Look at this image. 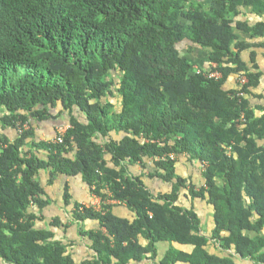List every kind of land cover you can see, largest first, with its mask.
Returning a JSON list of instances; mask_svg holds the SVG:
<instances>
[{
  "label": "trees",
  "instance_id": "1",
  "mask_svg": "<svg viewBox=\"0 0 264 264\" xmlns=\"http://www.w3.org/2000/svg\"><path fill=\"white\" fill-rule=\"evenodd\" d=\"M245 6L264 14V0H0L3 262L76 264L29 211L48 204L38 177L46 170L48 183L80 175L100 198L98 209L74 203L76 221L99 224L79 232L92 250L79 264H138L156 256L159 242L191 246H170L161 264H264V95L254 92L260 73L242 60L251 45L229 16ZM235 28L264 36V22ZM183 42L207 50L210 70L191 72ZM250 60L256 68L254 52ZM233 74L247 81L225 89ZM23 123L29 127L11 140L7 131L16 134ZM42 123L66 129L39 139ZM169 154L175 159H161ZM183 154L207 165L199 186L175 174ZM134 164L148 168L150 183L129 170ZM154 178L169 191H153ZM182 188L211 205L210 234L193 208L177 204ZM69 198L65 185L66 204ZM113 202L134 218L115 215ZM50 224L63 225L59 218Z\"/></svg>",
  "mask_w": 264,
  "mask_h": 264
},
{
  "label": "crops",
  "instance_id": "2",
  "mask_svg": "<svg viewBox=\"0 0 264 264\" xmlns=\"http://www.w3.org/2000/svg\"><path fill=\"white\" fill-rule=\"evenodd\" d=\"M246 7H248V6L240 7L239 8V14L237 16L241 15L242 19L248 25H253L257 22H264V14H257L256 12H253L251 10V7H248L250 9H247ZM238 32L236 31V34H237L239 40H243L244 42L249 43L251 45L248 49H246L245 51L242 52V55H241L242 60L248 66L252 67L255 71H258L260 73L259 84L256 87V89H254V92L256 94L264 95V36L252 38L247 33H242L241 31H238ZM185 43L186 42H183L180 44V46H178V49L180 50L182 55H185L182 52V47H183V45H185ZM191 48H192L193 54H196L199 51L203 52L205 50L204 48H201L200 46H197V45H192ZM205 51L207 52V50H205ZM251 52H254V54H255V62L257 65L256 68L253 67L252 61L250 60V53ZM204 55H205V53H204ZM206 62H207V60H206ZM208 65H209V63H206L207 67H208ZM209 68H210V65H209ZM200 71H206V70H200ZM200 71L196 70V72H200ZM237 82H238V74L230 75L224 84V88L225 89H236V88H238ZM254 112L256 115L259 114V111H257V110H254ZM111 134L116 135L113 133H111ZM184 158H185V156L182 155L180 159H184ZM145 160H146V158H145ZM148 160L150 161V164H147V167L153 168V160L150 158H148ZM179 160L175 163V174L179 175L185 179L187 177H190V179L192 181V182L189 181L190 183L195 184L196 180H198V182L201 183L200 171L197 170L196 168H194V166L191 164V162L188 163L187 165H183L184 161L181 160L179 162ZM177 164H178V166H177ZM147 167L145 169L139 164H134V165L129 166V170L133 174L140 175L145 182L150 183L151 180L147 179V173L149 171ZM194 169H195V171H194ZM38 177H39L40 185L43 187V189L45 191V193L42 195V198L47 200L48 204L44 208H42L41 210L36 205L30 206V208H29L30 212L35 213L37 216H40V215L42 216L41 219L35 221L36 227L49 229V230H52L54 233H56L58 231L56 228H63V231H65V229L68 226H70L71 224H76V225H78V224L82 225L83 224V225H85V228H84L85 230L98 228V225H99L98 222L96 220H90V219H86V220L79 221V222L74 219L75 222L72 221L73 223L70 222L67 225L65 224L66 226L64 225V223L66 221L65 219L68 215L67 211H69V215H70V213L72 215L74 203L77 202V203L85 204L87 206L91 204L96 209H98V207L101 205L100 198L95 196V195H92L90 193L88 185L82 180L80 175L67 177V178H57V179L53 180L52 183H48V171L40 170ZM153 180H155L157 183L155 186H153V185L151 186L153 191H162V192H168L169 191V188L165 183L160 182L156 178H154ZM65 185H67L68 194L70 195L68 204H66L64 202V199H63L64 191H65ZM200 203H205V204L209 205V207H211V205L208 204L206 202V200H199L196 198L191 199V197L188 195L187 190L185 188L181 189L180 195H179L178 200H177V204L184 206L186 208H193L194 211L197 212L199 218L201 219L200 214L198 213V211H200V209L198 208V204H200ZM113 204H115V205L112 208V211L115 215H117L119 217L128 218L130 220H132L134 218V213L131 212L129 209H127L124 205L118 204L116 202H113ZM53 208H57V209L61 210L62 211L61 213L64 215L61 216V214L54 213L51 216L50 211ZM210 213H211V215H210L208 221L206 220V222H207L206 228L202 227V231H204L206 234H210L211 230L214 227L212 207H211ZM48 216L52 217L50 221L48 220ZM54 218H59L63 225L52 226L50 223H51L52 219H54ZM201 222H203V221L201 220ZM84 238H86L87 241L90 242V244H91V241L86 236H84ZM141 242H143L144 244L146 243V241L144 239H141ZM170 246L175 247V248L180 249V250H186V251H189L191 249V246L181 245V244H178L175 242H159V243H156V255L159 254V252L161 250L165 251V250L169 249ZM89 248H90V246H89ZM164 253L165 252H163V255H164ZM91 256H92V250H91ZM146 261H149V260H146ZM236 262L238 264H254L251 261L246 260V259H238V260H236Z\"/></svg>",
  "mask_w": 264,
  "mask_h": 264
},
{
  "label": "rangeland",
  "instance_id": "3",
  "mask_svg": "<svg viewBox=\"0 0 264 264\" xmlns=\"http://www.w3.org/2000/svg\"><path fill=\"white\" fill-rule=\"evenodd\" d=\"M201 1L204 3L205 6H207L209 4L210 0H201ZM248 7H251V6H248ZM248 7H246V8L250 9ZM251 10H252V7H251ZM229 16L232 19V25L234 27V31L235 32L240 31V30L235 28V25L239 22H245L242 19V16L241 15H239V16L229 15ZM178 46H180V45H178ZM191 46L189 43L188 44L185 43V45H183V47H182V52L187 56L189 61L192 62V64H193L191 72L194 73V72H196V70L197 71L210 70L209 69L210 63L208 61L206 62V60L208 59V53L204 50L203 52L199 51L196 54H193ZM204 53H205V55H204ZM206 63H209L208 67L206 66ZM119 77H120L119 73H115V74H112L110 76V78L113 79L115 82H118ZM111 102L114 104V108L112 111L119 112L121 109L120 100L118 98H115V99H112ZM62 108L63 107L60 104H57V106L54 108V110L59 111V110H62ZM73 110H75V109H73ZM65 129H66V126L63 125V126H56L55 130L53 132L48 131V128L45 129V125L42 123V124L38 125L37 136L39 139L53 140L56 138V136L58 134H62L65 131ZM7 133L9 134L11 140L15 139L18 136V133L16 132V134H15V132L12 130L7 131ZM140 139L143 141V138H140ZM23 149L25 150L27 148L23 147ZM183 155L185 156L184 159H180L181 157L178 158V160L180 159L179 162L181 160L184 161L183 165H187L188 163L191 162V164L194 166V168H196L197 170L200 171V175L202 172L205 171V168L207 166L205 163H202L196 159L191 160L189 158V155H187V154H183ZM145 162L147 164H150V161L148 159H146ZM177 166H178V164H177ZM194 171H195V169H194ZM186 180L188 182L189 181L192 182L190 177H187ZM200 184L201 183L198 182V180H196L195 185L199 186ZM88 206H92V205L90 204ZM98 208H100V206ZM198 208L200 209V211H198V210L197 211L200 214L201 220L203 221V222H201V227L206 228V226H207L206 220L208 221V219L211 215V213H210L211 207H209V205H207L205 203H200V204H198ZM61 212H62L61 210H59L57 208H53L50 211V214L52 216L54 213H56V214H61V216H63L64 214H62ZM67 213H68V215H67V217L65 219L66 221L64 223L66 225L72 221L75 222L74 218L72 217L73 214L71 215V213H70V215H69V211H67ZM49 217L50 216H48V220L50 221L52 217H50V218ZM84 228H85V225H83V224L82 225L71 224L70 226H68L65 229V231H63V228H56L58 231L55 233L54 238L57 240H60L63 244H65L66 253L71 255V257L73 258V260L75 261L76 264H79L82 260H84L88 257L89 258L91 257V250L89 248L90 242H88L87 239L84 238L83 235L79 234V232L81 230H83V231L85 230ZM252 234H254V233H252ZM208 249H209V251L215 252L212 245H210ZM167 250H165V251L161 250L159 252V254H157L156 256L150 257L148 259L149 261L143 260L142 262H139L138 264H161L160 261L164 256L163 252L166 253ZM0 264H7V263L3 262V260L0 259Z\"/></svg>",
  "mask_w": 264,
  "mask_h": 264
},
{
  "label": "built area",
  "instance_id": "4",
  "mask_svg": "<svg viewBox=\"0 0 264 264\" xmlns=\"http://www.w3.org/2000/svg\"><path fill=\"white\" fill-rule=\"evenodd\" d=\"M213 66H214V65H213ZM210 75H211V76H219L217 72H210ZM246 81H247V80H246V77H245L244 75H242V74L238 75V82H237V83H238V89L240 88V85L244 84ZM239 94L242 95L243 93H239ZM28 127H29V125H28L27 123H23V124H21V125L18 124L16 131H17L18 134H21L22 131H23L24 129L28 128ZM60 135H61V134H60ZM56 138H57V137H56ZM58 139L60 140V138H58ZM167 158L175 159V155H174V154H169L168 156H163V157H161L162 160H166ZM157 159H158V158H156V160H157Z\"/></svg>",
  "mask_w": 264,
  "mask_h": 264
}]
</instances>
